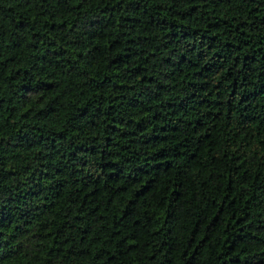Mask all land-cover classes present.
<instances>
[{
  "label": "trees",
  "instance_id": "16d2710c",
  "mask_svg": "<svg viewBox=\"0 0 264 264\" xmlns=\"http://www.w3.org/2000/svg\"><path fill=\"white\" fill-rule=\"evenodd\" d=\"M0 264H264V0H0Z\"/></svg>",
  "mask_w": 264,
  "mask_h": 264
}]
</instances>
